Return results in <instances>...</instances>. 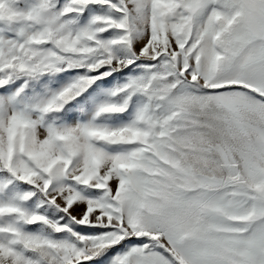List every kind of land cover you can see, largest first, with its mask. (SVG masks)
Segmentation results:
<instances>
[{"label": "snow or ice", "instance_id": "obj_1", "mask_svg": "<svg viewBox=\"0 0 264 264\" xmlns=\"http://www.w3.org/2000/svg\"><path fill=\"white\" fill-rule=\"evenodd\" d=\"M0 264H264V0H0Z\"/></svg>", "mask_w": 264, "mask_h": 264}]
</instances>
